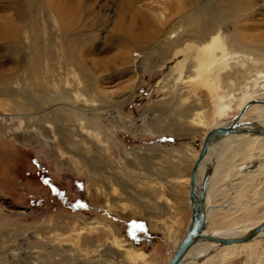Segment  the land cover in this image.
I'll use <instances>...</instances> for the list:
<instances>
[{
    "label": "rangeland",
    "instance_id": "1",
    "mask_svg": "<svg viewBox=\"0 0 264 264\" xmlns=\"http://www.w3.org/2000/svg\"><path fill=\"white\" fill-rule=\"evenodd\" d=\"M262 61L264 0H0V264H166L198 147L264 97ZM225 175L227 224L261 215L264 165L250 196ZM248 248L219 264H262Z\"/></svg>",
    "mask_w": 264,
    "mask_h": 264
},
{
    "label": "bare ground",
    "instance_id": "2",
    "mask_svg": "<svg viewBox=\"0 0 264 264\" xmlns=\"http://www.w3.org/2000/svg\"><path fill=\"white\" fill-rule=\"evenodd\" d=\"M59 7L58 9H55V10H58V12H61V14L59 15L61 16L63 15V17L64 16L67 17L68 14L70 13L69 8L61 9ZM204 24L208 26L206 22H204ZM66 27H68V25ZM251 58L253 57L251 56ZM238 59L232 57V60L235 63V65L240 69H244V67H246L247 64L245 63V61H240L241 59L240 60ZM246 61H249V59L247 58ZM254 63L257 64L258 60H254ZM261 64L264 65V61H262ZM220 70H221V66H215L214 68L211 69L210 74L214 76L215 78H218ZM230 80H233V78H231ZM241 97L242 95H240V98ZM258 98H264V97L261 96ZM250 112L255 115V117H251L250 119L254 120L257 125H261L264 127V103L251 104L241 119L248 118V115L250 114ZM257 146L258 147L261 146L259 147L261 149L264 148V135L251 134V133H232V134H229L223 137L218 142L211 144V146L209 147L205 157L203 158V160L201 161L199 165L197 176H196L197 184L201 183L206 173H209V177H210L207 191L205 194V205L209 206V209L207 210V213H206V220H207V227L205 230L206 232H211L219 236L236 235V234L249 230L254 225H256L258 222H260L262 219H264V212H263L261 215H257L256 217H254L253 219L245 223L234 225L237 223V222H234L230 226L229 224H227V222L229 221L227 217L229 216L231 211L229 209H223L220 207L227 205L229 208V206L235 202L236 197L241 195L242 193H239L238 192L239 190H236L235 188L232 187L237 193L235 194L233 193L234 195H231L230 198H226L224 201L222 200L223 202H225V203H222V205H218L219 203H215V201L220 202V200L222 199L221 198L222 196L220 197V196L213 195L214 196L213 197L212 194L209 193V185H210L211 177L214 176V178L220 179L221 174L223 175V173H226L225 175L226 178L230 175L233 178V180L236 179L239 185L238 187H240L239 189H241L242 192L243 191L247 192L246 195L250 196V194H248V191L249 192L251 191L253 184L252 182L249 183V180H250L249 174L257 172V170L259 171L264 165L263 161L261 162L259 160L261 157H264V155L262 156L261 155L262 153H260L259 151H256L255 148ZM199 147H198V150H199ZM226 189H227L226 193L228 194L229 192L228 188ZM260 196L264 198V191L260 192ZM208 221H210V227L208 226ZM262 235H264V228L251 240L241 241L237 243H229V244L219 245V246L215 242H212V241L200 240L189 248L184 258V264H203L204 262H207V264H219L225 258L229 256H234L235 254H237L240 248L244 246H248L249 247L248 249L251 250L250 253L253 254V250L255 248V242H257ZM209 249H212L211 252H208ZM263 259L264 258H262V262H263L262 264H264Z\"/></svg>",
    "mask_w": 264,
    "mask_h": 264
},
{
    "label": "water",
    "instance_id": "3",
    "mask_svg": "<svg viewBox=\"0 0 264 264\" xmlns=\"http://www.w3.org/2000/svg\"><path fill=\"white\" fill-rule=\"evenodd\" d=\"M253 103H264V98H253L247 100L230 119L223 123H216L206 131L189 172L188 199L191 206L189 224L177 242L174 250L171 253V257L166 264H184V258L189 248L200 240L212 241L219 246L251 240L261 230H263L264 219H262L249 230L236 235L219 236L211 232H206V213L209 209V206L205 205V194L210 178L209 173L205 174L200 184H197L196 179L199 165L205 157L211 144L218 142L223 137L232 133H251L264 135L263 126L257 125L255 121L249 117L246 119H241L244 116L246 110ZM211 250L212 249H209L208 252H211Z\"/></svg>",
    "mask_w": 264,
    "mask_h": 264
}]
</instances>
